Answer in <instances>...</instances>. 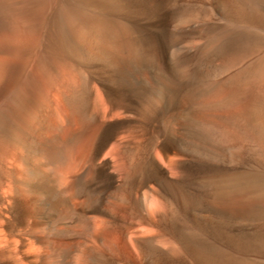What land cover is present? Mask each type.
<instances>
[{"label":"bare ground","instance_id":"1","mask_svg":"<svg viewBox=\"0 0 264 264\" xmlns=\"http://www.w3.org/2000/svg\"><path fill=\"white\" fill-rule=\"evenodd\" d=\"M48 4L58 66L0 110V264H264V0Z\"/></svg>","mask_w":264,"mask_h":264},{"label":"rangeland","instance_id":"2","mask_svg":"<svg viewBox=\"0 0 264 264\" xmlns=\"http://www.w3.org/2000/svg\"><path fill=\"white\" fill-rule=\"evenodd\" d=\"M4 1L8 3L9 8H11L13 12L11 11L12 15L10 16L11 18H9V21L7 20L4 24L0 25V96L3 95V98L1 96L0 99L4 100V105H0V110L6 111L8 115L12 114L13 116L15 115L14 117L18 116L20 118L21 116H24L25 119H27V106L29 107L31 104L30 100L35 97L34 87L38 81H41V79H39L41 70L44 69V66H48V68H50L51 64L57 67L59 63L57 57L54 54L46 53L44 51L42 45L44 29L47 22V14L48 11H50V5L48 3H50L52 0ZM13 48L15 51H13ZM19 53L20 55L18 56L17 54ZM39 62L41 64H39ZM42 62L44 63L43 65ZM35 68H37L36 74ZM32 73L35 74V76L37 75V78L33 76ZM3 78L4 83H2ZM3 92L5 93L3 94ZM7 110L9 113L12 111L15 113L13 114L12 112L9 114ZM237 125H231L228 127L230 129L233 128L231 129L232 132L229 131L230 129H228L230 135L236 134V136L233 135L234 138L230 137L231 140L228 142V146L230 145L234 151L238 152V157L236 155L235 156L238 158L240 163H243L247 157L251 159L254 164L260 163V161L255 156L249 154L246 151V147L248 146L249 142L243 139L244 137H242L240 134L242 133L240 126ZM234 129L240 130L239 133H237L238 130L235 131ZM237 135H239V137ZM256 167L260 168V164ZM157 229L160 230V227Z\"/></svg>","mask_w":264,"mask_h":264}]
</instances>
